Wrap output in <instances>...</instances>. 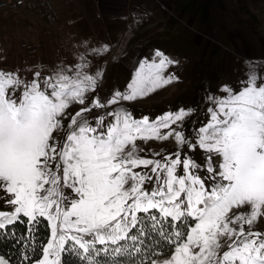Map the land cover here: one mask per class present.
<instances>
[{
	"label": "snow or ice",
	"instance_id": "6c2138e0",
	"mask_svg": "<svg viewBox=\"0 0 264 264\" xmlns=\"http://www.w3.org/2000/svg\"><path fill=\"white\" fill-rule=\"evenodd\" d=\"M108 51L31 79L0 69V241L14 249L0 264H264V74L249 65L209 93L187 129L192 108L124 106L177 82L178 61L156 50L102 98L92 58ZM170 139V153L138 143Z\"/></svg>",
	"mask_w": 264,
	"mask_h": 264
},
{
	"label": "rangeland",
	"instance_id": "374dc122",
	"mask_svg": "<svg viewBox=\"0 0 264 264\" xmlns=\"http://www.w3.org/2000/svg\"><path fill=\"white\" fill-rule=\"evenodd\" d=\"M57 18L48 21L18 9L0 13V69L34 71L76 62L87 48L107 45L92 58L103 71L102 98L124 91L139 63L156 50L178 61L167 71L177 82L134 102H125L139 118L151 119L181 107L195 111L185 121L191 129L208 119L206 96L222 85L239 86L249 65L264 74V0H50ZM138 143L146 152H174L173 140ZM150 154V152H149ZM202 160V153L194 154ZM3 210V209H0ZM256 230L264 231V223Z\"/></svg>",
	"mask_w": 264,
	"mask_h": 264
},
{
	"label": "built area",
	"instance_id": "2783aa9c",
	"mask_svg": "<svg viewBox=\"0 0 264 264\" xmlns=\"http://www.w3.org/2000/svg\"><path fill=\"white\" fill-rule=\"evenodd\" d=\"M18 9L35 12L48 21L57 18L56 10L50 0H0V13Z\"/></svg>",
	"mask_w": 264,
	"mask_h": 264
},
{
	"label": "trees",
	"instance_id": "16d2710c",
	"mask_svg": "<svg viewBox=\"0 0 264 264\" xmlns=\"http://www.w3.org/2000/svg\"><path fill=\"white\" fill-rule=\"evenodd\" d=\"M46 224V222H45ZM18 231L23 232L24 229V225H18L17 226ZM43 231V229H42ZM45 235H47L48 233L45 232ZM0 253H5V254H14V249L11 248V244H6L4 241H0Z\"/></svg>",
	"mask_w": 264,
	"mask_h": 264
}]
</instances>
